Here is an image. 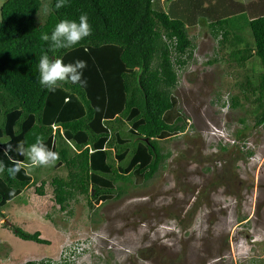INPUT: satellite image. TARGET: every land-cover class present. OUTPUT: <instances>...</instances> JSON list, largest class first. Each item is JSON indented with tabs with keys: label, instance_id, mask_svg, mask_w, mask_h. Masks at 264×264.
<instances>
[{
	"label": "trees",
	"instance_id": "trees-1",
	"mask_svg": "<svg viewBox=\"0 0 264 264\" xmlns=\"http://www.w3.org/2000/svg\"><path fill=\"white\" fill-rule=\"evenodd\" d=\"M208 1L188 0L185 6L184 0H169L166 10L162 0H67L57 10V0H49L42 23L37 21L42 0H5L0 5V163L5 165L0 173V214L37 182L23 169L15 179L8 175L12 165L5 142L12 144L9 154L16 159H25L15 151L18 142L24 140L27 146L37 135L59 153L55 166L46 168L66 170L65 176L55 175L49 182L62 210L77 195L85 196L91 208L119 198L127 183L148 181L156 174L169 155L159 142L185 127L183 115L173 112L172 91L178 70L193 58L195 43L187 27L197 20L201 3ZM249 3L251 17L245 25L237 27L238 20L222 7L223 15L211 19L209 31L218 50L230 47V58L238 64L258 59L260 70L246 79L242 98L254 105L255 125L264 128V4ZM82 13L87 14L91 35L48 55L66 64L86 61V86L61 82L51 92L39 83L38 60L48 48L41 35H50L62 19L78 21ZM231 101L233 108L243 106L236 96ZM44 185L40 180L35 193L44 195ZM8 226L21 239L49 244L39 231ZM77 246L66 248L58 261L45 258L38 264H71Z\"/></svg>",
	"mask_w": 264,
	"mask_h": 264
},
{
	"label": "rangeland",
	"instance_id": "rangeland-1",
	"mask_svg": "<svg viewBox=\"0 0 264 264\" xmlns=\"http://www.w3.org/2000/svg\"><path fill=\"white\" fill-rule=\"evenodd\" d=\"M48 2L42 0L40 23ZM249 2L201 3L202 14L196 13L197 20L188 25L193 58L178 70L172 91L173 112L183 115L185 127L159 142L169 155L156 174L127 183L119 198L91 208L85 196L77 195L62 210L49 182L55 175L65 176L66 170L34 169L36 184L0 214V264L10 249L13 256L29 258L24 263L58 261L75 245L71 264H264V128L255 125L254 105L242 98L246 79L255 78L260 67L252 57L243 64L232 60L230 47L218 50L209 31L211 19L222 12L238 20L237 27L245 25L251 17L247 4H264ZM161 4L167 10L170 2ZM222 7L227 8L221 12ZM246 38L252 40L250 33ZM234 96L242 107H232ZM40 180H45L44 195L35 193ZM8 223L39 231L49 244L17 237Z\"/></svg>",
	"mask_w": 264,
	"mask_h": 264
},
{
	"label": "clouds",
	"instance_id": "clouds-1",
	"mask_svg": "<svg viewBox=\"0 0 264 264\" xmlns=\"http://www.w3.org/2000/svg\"><path fill=\"white\" fill-rule=\"evenodd\" d=\"M66 4L67 0H57L55 8L59 10L65 7ZM91 32L92 29L88 22L87 14L82 13L78 21L76 19H62L54 26L50 35L47 33L41 35V39L48 43L47 50L43 52L38 60L39 83L42 87L54 92L60 86L61 82H70L81 87L86 86L87 81L83 78V70L87 67L86 61L76 60L75 62L66 64L60 58H50L48 52L56 53L58 50L71 48L90 36ZM5 144L7 146L5 155L12 165L7 168V172L13 179H15L16 175L22 169L24 170V174L28 175L31 171L39 167H53L59 160V153L53 150V148H50L41 135H37L35 142L27 146L24 140L18 142L15 151L18 156L25 158L23 160L16 159L10 155L9 153L13 150V146L11 143L5 142ZM4 171L5 165L0 163V173ZM12 194L10 191L9 195ZM100 237V240H107L105 236Z\"/></svg>",
	"mask_w": 264,
	"mask_h": 264
},
{
	"label": "crops",
	"instance_id": "crops-1",
	"mask_svg": "<svg viewBox=\"0 0 264 264\" xmlns=\"http://www.w3.org/2000/svg\"><path fill=\"white\" fill-rule=\"evenodd\" d=\"M9 251H10V255L7 256L6 258H2L1 264H22L24 263L23 262L24 259H29L27 257L20 258L19 256H13L11 249Z\"/></svg>",
	"mask_w": 264,
	"mask_h": 264
},
{
	"label": "built area",
	"instance_id": "built-area-1",
	"mask_svg": "<svg viewBox=\"0 0 264 264\" xmlns=\"http://www.w3.org/2000/svg\"><path fill=\"white\" fill-rule=\"evenodd\" d=\"M35 262V261H34ZM40 262V260L38 262H35L34 264H38Z\"/></svg>",
	"mask_w": 264,
	"mask_h": 264
},
{
	"label": "water",
	"instance_id": "water-1",
	"mask_svg": "<svg viewBox=\"0 0 264 264\" xmlns=\"http://www.w3.org/2000/svg\"><path fill=\"white\" fill-rule=\"evenodd\" d=\"M52 59H53V57H52Z\"/></svg>",
	"mask_w": 264,
	"mask_h": 264
}]
</instances>
